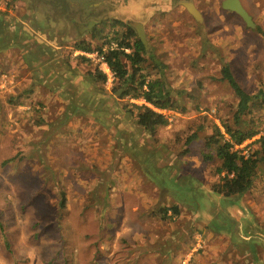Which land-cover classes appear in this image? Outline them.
Listing matches in <instances>:
<instances>
[{
  "label": "rangeland",
  "instance_id": "rangeland-1",
  "mask_svg": "<svg viewBox=\"0 0 264 264\" xmlns=\"http://www.w3.org/2000/svg\"><path fill=\"white\" fill-rule=\"evenodd\" d=\"M89 1L84 20L98 25L81 34L68 4L0 0L13 36L0 50V264H264V168L251 191L226 199L212 189L220 161L204 158L214 124L237 109L223 65L250 93L264 85V0H247L256 28L223 0H191L203 22L182 0ZM132 21L185 91L187 109L163 110L169 124L155 134L123 107L143 101L115 95L113 76L93 80L97 60L76 48ZM254 115L264 133V105Z\"/></svg>",
  "mask_w": 264,
  "mask_h": 264
},
{
  "label": "trees",
  "instance_id": "trees-1",
  "mask_svg": "<svg viewBox=\"0 0 264 264\" xmlns=\"http://www.w3.org/2000/svg\"><path fill=\"white\" fill-rule=\"evenodd\" d=\"M135 36L136 30L127 25L126 32L111 37L102 45L95 46L91 41L82 40L76 44V48L85 52L99 50L105 55L117 81L113 88L114 94L122 100L129 98L143 101L127 102L123 107L136 118L140 126L155 134L159 127L169 124V117L163 110L183 112L187 109L177 98L184 95L185 91L173 89L163 73L165 64L151 55L143 42L135 39ZM12 41V33L6 26L2 27L0 22V50L7 48ZM147 54L160 72L158 77L153 78L145 73ZM79 57L85 61L91 60L86 55ZM90 77L103 83L108 78L98 66L90 72ZM221 79L233 89L238 99L237 109L232 117L222 118L221 124H214L212 133L206 137L208 151L204 153V158H217L220 161L215 168L219 179L212 189L216 194L228 199L243 196L251 191L261 169L264 168V133L254 115L256 107L264 105V85L255 93L248 92L236 78L229 63L223 65ZM198 137V132H195L187 139V143L191 144ZM65 200L64 195L63 206ZM163 209L164 219L171 218V210L175 214L180 213L178 206Z\"/></svg>",
  "mask_w": 264,
  "mask_h": 264
},
{
  "label": "water",
  "instance_id": "water-1",
  "mask_svg": "<svg viewBox=\"0 0 264 264\" xmlns=\"http://www.w3.org/2000/svg\"><path fill=\"white\" fill-rule=\"evenodd\" d=\"M185 6L198 22L204 21V17L201 11L197 8V6L193 2H186ZM222 6L224 9L231 10L237 13L239 16H241V18L245 21L248 27L251 28L257 27V24L252 14L246 9V7L243 5L241 0H224ZM94 25H95L94 21L88 24L83 23L82 26L80 27V32H83L84 30H90L93 28ZM131 25L136 29L140 40L143 42V44L146 46V49L148 50L150 45L144 24L140 21H133L131 22Z\"/></svg>",
  "mask_w": 264,
  "mask_h": 264
},
{
  "label": "flooded vegetation",
  "instance_id": "flooded-vegetation-1",
  "mask_svg": "<svg viewBox=\"0 0 264 264\" xmlns=\"http://www.w3.org/2000/svg\"><path fill=\"white\" fill-rule=\"evenodd\" d=\"M88 1L89 0H76V2L75 3H73L72 2V0L70 1V3H71V6H70V10L73 12V13H78V15L80 14V17H82L83 18V14H84V9H86L89 5H90V3H88ZM90 1H92V0H90ZM89 1V2H90ZM73 4H75L74 6H73ZM90 10V9H89ZM92 10V9H91ZM91 21H93V20H87L86 21V23L88 24V23H90ZM96 24H95V26L94 27H96L97 25H98V21H94ZM133 22V21H132ZM144 24V23H143ZM73 25H74V27H75V29L77 30V32L78 31H80V27H81V24H80V20H77V19H74L73 20ZM131 25V24H130ZM132 26V25H131ZM93 27V28H94ZM133 27V26H132ZM144 27H145V30H146V26H145V24H144ZM134 28V27H133ZM135 29V28H134ZM136 30V29H135ZM136 33H137V31H136ZM147 33V32H146ZM148 35V34H147ZM137 36H138V33H137ZM137 39H140V38H137ZM146 47V46H145Z\"/></svg>",
  "mask_w": 264,
  "mask_h": 264
},
{
  "label": "crops",
  "instance_id": "crops-1",
  "mask_svg": "<svg viewBox=\"0 0 264 264\" xmlns=\"http://www.w3.org/2000/svg\"><path fill=\"white\" fill-rule=\"evenodd\" d=\"M56 1H59L58 3L59 4H61V5H63V4H68L69 5V7L71 6V3H70V1L71 0H56ZM186 1L188 2L189 0H182L181 1V3L183 4V6L186 8V6H185V3H186ZM224 1V0H223ZM223 1H222V3H223ZM242 1V3H243V5L246 7V9L252 14V16H253V18H254V14H253V12H252V7H250L251 5H249V3L247 2V0H241ZM253 1V5L255 6L254 8H256L257 6H256V4L259 2L260 3V1L261 0H252ZM257 1V2H256ZM72 2L73 3H75L76 2V0H72ZM102 1L100 0V2L99 3H101ZM190 2H193V1H191L190 0ZM195 5H196V3L195 2H193ZM75 4H73V6H74ZM92 5V4H91ZM197 6V5H196ZM63 7V6H62ZM223 7V6H222ZM197 8H198V6H197ZM187 9V8H186ZM199 9V8H198ZM224 9V8H223ZM200 10V9H199ZM226 10V9H225ZM187 11H188V9H187ZM201 11V10H200ZM227 11H231V10H227ZM189 12V11H188ZM231 12H233V11H231ZM201 13H202V15H203V17H204V13L201 11ZM233 13H235V12H233ZM189 14L192 16V14L189 12ZM84 16H85V12H84V14H83V18L82 17H76L75 19H77V20H80V24H81V26H82V24L83 23H86V20H84ZM194 17V16H193ZM195 19V18H194ZM74 20V19H73ZM196 20V19H195ZM197 21V20H196ZM92 22V21H91ZM96 24V23H95ZM95 26V25H94ZM93 26V27H94ZM93 29V28H92ZM91 30V29H90ZM86 30H84L83 32H80V31H78L79 33H81V34H84V32H85Z\"/></svg>",
  "mask_w": 264,
  "mask_h": 264
},
{
  "label": "built area",
  "instance_id": "built-area-1",
  "mask_svg": "<svg viewBox=\"0 0 264 264\" xmlns=\"http://www.w3.org/2000/svg\"><path fill=\"white\" fill-rule=\"evenodd\" d=\"M80 52L83 53L82 55H86L91 59L95 58L97 60L98 68L100 70H102L103 72H105L108 77L113 76V78H115V74H114L110 64L106 60L105 55L100 53L99 50H96L94 52H85V51H80ZM77 53H79V52H77Z\"/></svg>",
  "mask_w": 264,
  "mask_h": 264
}]
</instances>
